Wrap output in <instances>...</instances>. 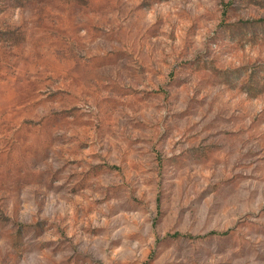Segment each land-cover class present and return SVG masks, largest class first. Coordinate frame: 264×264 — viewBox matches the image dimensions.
Returning <instances> with one entry per match:
<instances>
[{"label": "rangeland", "instance_id": "1", "mask_svg": "<svg viewBox=\"0 0 264 264\" xmlns=\"http://www.w3.org/2000/svg\"><path fill=\"white\" fill-rule=\"evenodd\" d=\"M0 264H264V0H0Z\"/></svg>", "mask_w": 264, "mask_h": 264}]
</instances>
